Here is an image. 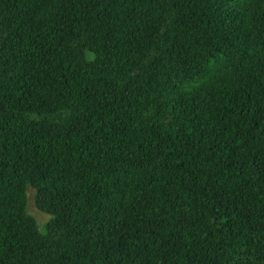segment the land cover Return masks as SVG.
<instances>
[{"label":"trees","instance_id":"16d2710c","mask_svg":"<svg viewBox=\"0 0 264 264\" xmlns=\"http://www.w3.org/2000/svg\"><path fill=\"white\" fill-rule=\"evenodd\" d=\"M0 264H264V0H0Z\"/></svg>","mask_w":264,"mask_h":264},{"label":"rangeland","instance_id":"374dc122","mask_svg":"<svg viewBox=\"0 0 264 264\" xmlns=\"http://www.w3.org/2000/svg\"><path fill=\"white\" fill-rule=\"evenodd\" d=\"M32 194L33 191L29 187L26 188L25 190V195H26V204H25V209L26 212L32 216L37 224V229L39 231H43V225L48 219V215L39 212L33 205L32 202Z\"/></svg>","mask_w":264,"mask_h":264}]
</instances>
